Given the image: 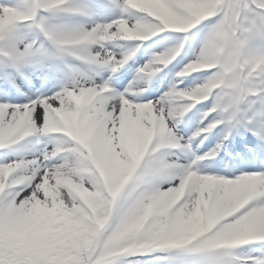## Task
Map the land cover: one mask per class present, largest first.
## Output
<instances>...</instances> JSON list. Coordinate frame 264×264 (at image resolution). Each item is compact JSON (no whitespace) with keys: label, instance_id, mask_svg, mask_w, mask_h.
I'll return each mask as SVG.
<instances>
[{"label":"rangeland","instance_id":"rangeland-1","mask_svg":"<svg viewBox=\"0 0 264 264\" xmlns=\"http://www.w3.org/2000/svg\"><path fill=\"white\" fill-rule=\"evenodd\" d=\"M56 1L0 0V33H9L34 79L29 89L20 86L19 95L12 92L0 94V146L8 142L10 145L11 140L25 136L21 143L24 148L18 149L17 153H6L7 145L0 147L1 216L8 214L21 220L37 214L66 213V210L74 213L77 202L68 186L81 188L85 196L93 191L83 167L82 152L89 157L83 145L90 146L94 155L102 159L101 174L109 184L114 185L123 170L131 166L128 152L142 153L147 149L153 132L164 123L163 119L169 127H175L174 120L182 115L185 106L192 102L191 98L200 99L208 93H215L206 108L212 112L220 107L228 91L241 87L245 82L241 113L255 115L261 112L260 117L264 115V111L258 107V98L261 97L262 88L264 90V30L258 21L264 22V0H242L238 11L239 3L215 15L200 0H113L110 6L85 1L83 7L92 15V21L80 24L79 28H67L64 39L80 41V38H84L87 43L83 51L99 61L100 75L97 76L91 69L76 66L74 78L60 76L44 80L46 60L38 51L30 49L31 31L23 21L35 15V6L43 4L51 7ZM253 2L260 5L255 6ZM196 16H203L205 20L198 24L195 41L186 48L181 62L183 67L178 66L180 77L172 80L175 81L172 87H175L176 93L172 94L162 86L155 88L149 85L144 90L147 96H141L142 90L137 87L143 83L150 61H156L161 56L171 61L175 59L184 32L177 29L178 33L161 36L157 46L144 52V56L132 54L137 46L136 37H146L159 31L156 24L159 19L172 28L170 30H175L174 26L183 28L184 22ZM233 33H237L240 44L247 48L242 50L240 62L221 66L224 53L229 50V35ZM236 64L243 68V77L236 74ZM132 65L138 66L139 73L135 76ZM113 69H117L118 75L124 73L130 82L120 83L116 92L99 100L92 111L81 117L74 116L80 113L74 97L80 101L82 109L87 93L100 86ZM79 89L82 93L76 95ZM237 102L227 108V115H230L227 116L226 111V119L229 117L232 120L236 115ZM263 104L264 100L261 101ZM74 117L75 124L78 123L80 128L79 137L83 140L76 145H73V141H67L65 135H55L60 130L69 133ZM200 125V121L193 125L188 122V130L184 132L186 135L178 134L185 143L182 154L187 156L194 149L201 136L197 128ZM260 128L264 131V122ZM32 131L36 132L34 136ZM61 150L66 151L57 155ZM210 151L217 155L216 150ZM168 157L164 153L149 160L151 166L155 164L160 169H153V176H146L145 184L131 188L129 195L139 197L130 202L126 200L119 206L116 226L106 234L107 239L116 238L122 233L131 216L138 210H144L145 206L147 208L150 202L170 205L177 201L175 211L187 230L204 231L203 202L212 187L218 190L219 195L215 218L232 215L248 202V197L254 192L261 195L259 201L248 204L239 216L227 221L213 234L221 233L223 239L231 237L236 240L248 238L249 234L264 235V182L257 180V175L262 174L260 171L247 172L242 169L227 173L226 167L219 170L213 163H204L192 154L188 156L191 165L189 171L183 173L180 160L171 155ZM151 166L147 165L148 168ZM148 170L150 172L151 168ZM20 177L26 181L25 186L13 182ZM210 226L212 223L208 226V234L212 232L209 231ZM198 246L205 247L206 244L200 243Z\"/></svg>","mask_w":264,"mask_h":264},{"label":"trees","instance_id":"trees-1","mask_svg":"<svg viewBox=\"0 0 264 264\" xmlns=\"http://www.w3.org/2000/svg\"><path fill=\"white\" fill-rule=\"evenodd\" d=\"M91 181L94 187L92 197L101 204L103 198L100 186L95 179L91 178ZM67 218L65 223V216L60 212L55 216H34L28 220L37 229L40 236L45 239L43 242L39 240L38 248L39 254L47 257L48 262L46 264H74V262H78L81 259L78 258L79 256L83 258L86 254V244L94 230L93 225L87 218V212L81 205L77 204L74 213ZM66 226H69L70 229L66 230ZM46 240L49 241V245ZM53 249L58 252H62L63 249H71L70 251L76 257L68 259L64 253L62 256L65 261H59L56 257L49 258L47 255L51 254L47 253L52 252ZM0 256L6 259H15L16 262L14 264L22 263L24 252L16 237L10 236L4 246L0 247Z\"/></svg>","mask_w":264,"mask_h":264}]
</instances>
